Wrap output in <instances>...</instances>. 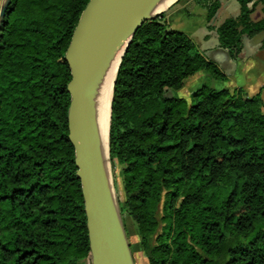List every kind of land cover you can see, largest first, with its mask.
<instances>
[{"label":"trees","instance_id":"trees-1","mask_svg":"<svg viewBox=\"0 0 264 264\" xmlns=\"http://www.w3.org/2000/svg\"><path fill=\"white\" fill-rule=\"evenodd\" d=\"M89 1L11 0L1 22L0 264H92L65 59ZM195 1L233 56L244 35L264 30L251 0L217 27L221 1ZM165 16L134 34L111 102L110 160L139 236L133 254L149 264H264L263 98L208 81L191 103L176 96L198 71L226 77Z\"/></svg>","mask_w":264,"mask_h":264},{"label":"water","instance_id":"water-1","mask_svg":"<svg viewBox=\"0 0 264 264\" xmlns=\"http://www.w3.org/2000/svg\"><path fill=\"white\" fill-rule=\"evenodd\" d=\"M157 1L90 0L79 18L65 55L72 75L67 87L71 96L68 136L75 148L77 176L82 185L92 264H136L107 168L109 137L108 151L100 140L96 95L116 45L130 33L119 70L123 55L138 28L178 0L154 12ZM10 2L2 0L0 25ZM257 37L263 42L264 30Z\"/></svg>","mask_w":264,"mask_h":264},{"label":"crops","instance_id":"crops-1","mask_svg":"<svg viewBox=\"0 0 264 264\" xmlns=\"http://www.w3.org/2000/svg\"><path fill=\"white\" fill-rule=\"evenodd\" d=\"M180 1L182 0H178L171 5L165 13L175 5L179 4ZM220 1L221 7L210 22L213 27L219 26L226 18L237 16L240 12V3L238 0ZM195 2V0H186L184 6L181 9H178L176 13L187 8L186 4L191 6L195 4ZM199 5L202 8L200 13L204 20L191 26L192 31L195 33V35L193 36L192 34V36L198 38L199 44L197 45L199 46V50L208 60L212 61L226 77L223 80L212 79L210 84L217 89L227 88L234 90L236 88H242L249 96L261 93L264 101V41L261 42L257 37V34L253 36L244 35L240 54L238 56H233L229 49L220 46L216 29L208 28L207 8L201 4ZM249 6L253 9L251 13L253 21H258L264 17V5L261 0H251ZM223 10H232L233 13H221ZM188 13L193 14L194 12L189 11ZM222 14L225 16L220 18ZM209 76L210 74L207 70H201L189 76L185 80L184 86L177 90L178 93H175V95L190 99L193 92L196 90V87L200 88L205 82H207ZM135 240V242L139 241L138 235H135ZM143 262L144 264H149L148 259L144 254Z\"/></svg>","mask_w":264,"mask_h":264},{"label":"rangeland","instance_id":"rangeland-1","mask_svg":"<svg viewBox=\"0 0 264 264\" xmlns=\"http://www.w3.org/2000/svg\"><path fill=\"white\" fill-rule=\"evenodd\" d=\"M184 3H186V0H182L179 2V4L175 5L173 8L169 9L166 12V16H165V20L167 22L168 28L171 29H177V30H181L186 32L191 38H193V40L196 42V45L199 44L198 43V38H194L193 36L195 35V33L192 31L191 26L194 25L195 23L201 22L202 20H204V18L201 15V6L199 4H196L197 2H195V4L188 6L186 4L187 8H184L182 11L176 13V11L178 9H181L184 6ZM197 5V6H195ZM192 11L194 12L193 14H189L188 12ZM221 13H233L232 10H223ZM172 15V16H171ZM222 16H225L224 14L221 15L220 18H222ZM193 34V36H192ZM197 48L199 49V46L197 45ZM208 83H211L210 79H207ZM198 89V87H196V90ZM175 93L177 94L178 92L175 91ZM187 101L189 103L192 102V96L190 99H187ZM107 168H108V172L111 178V181L113 183L114 186V190H115V195L118 199V201H122L125 198V192L123 190V183H122V174H121V169L120 166H114L113 163L108 159L107 160ZM122 219L126 228V232L129 238V241L131 242L132 245H136L137 242H135V226H134V221H132V219L127 216V215H122ZM134 257H135V261L136 264H144L143 262V252L141 250H139L138 248H135L134 251Z\"/></svg>","mask_w":264,"mask_h":264},{"label":"bare ground","instance_id":"bare-ground-1","mask_svg":"<svg viewBox=\"0 0 264 264\" xmlns=\"http://www.w3.org/2000/svg\"><path fill=\"white\" fill-rule=\"evenodd\" d=\"M174 0H159L155 3L154 12L167 8ZM130 39V33L116 45L112 56L105 68L101 82L96 95V116L100 130V140L108 151V137L111 115V102L113 95V85L116 78L121 56L127 42Z\"/></svg>","mask_w":264,"mask_h":264}]
</instances>
